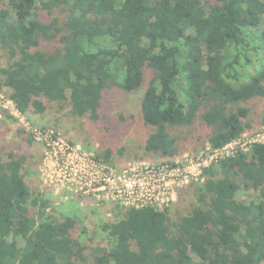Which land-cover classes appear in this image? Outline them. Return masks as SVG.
Here are the masks:
<instances>
[{
	"label": "trees",
	"instance_id": "trees-1",
	"mask_svg": "<svg viewBox=\"0 0 264 264\" xmlns=\"http://www.w3.org/2000/svg\"><path fill=\"white\" fill-rule=\"evenodd\" d=\"M214 1L0 0V50L12 58L5 67L0 54V93L39 116L35 127L59 130L48 103L97 122L107 94L141 91L150 71L146 153L176 157L169 129L198 119L221 147L264 127V109H252L264 99V0ZM94 157L117 166L110 149ZM32 158L0 153V264H264V144L206 169L178 221L168 208L116 204L102 226L109 245L90 253L75 237L79 218L58 212L34 180ZM241 186L258 196L239 200Z\"/></svg>",
	"mask_w": 264,
	"mask_h": 264
},
{
	"label": "rangeland",
	"instance_id": "rangeland-1",
	"mask_svg": "<svg viewBox=\"0 0 264 264\" xmlns=\"http://www.w3.org/2000/svg\"><path fill=\"white\" fill-rule=\"evenodd\" d=\"M207 3H215L214 0H204ZM0 7H6L0 4ZM3 58V65L6 67L12 60L9 52L0 50ZM151 74L147 72L146 81L141 91L128 94L121 90H114L113 94H107L104 101V110L101 120L92 122L88 118H78L71 116L67 107L61 109L59 103H48L47 115L56 122L59 130H56L73 147H79L75 152L77 157L89 166L88 159L97 153H102L108 149L112 150V161L117 166L110 165V171L121 176L130 165L139 168L145 165L162 164L180 159L184 154H200L208 145V136L211 128L198 119L190 127L170 128L169 132L176 137L179 149L182 151L174 158L161 157L146 153V139L152 132L143 121L141 115V101L147 89ZM255 115H260L264 109V99L256 100L252 103ZM30 118V117H29ZM20 115L14 105L11 104L8 94L0 93V153L6 156L7 153L32 155V160H36L38 165L37 174L32 173L34 180L39 183L42 193L51 200L53 207L60 213L75 215L80 220V226L75 231V237L85 243L89 250L96 246L107 247L108 238L102 226L115 219V205L118 202L102 197H85L77 195L69 188H65L60 182L51 183L48 179V168L46 167L45 148L40 138H35L34 133L25 127L28 123L31 126L36 123L39 116H32L30 119ZM37 124V123H36ZM35 127V125L33 126ZM254 125L253 132L258 130ZM24 129L33 135V143H30L25 133L19 134V130ZM144 159H139V158ZM145 164V165H144ZM35 171V170H34ZM102 172V171H100ZM55 176V175H54ZM202 181L190 182L175 190L173 203L167 207L170 211L172 221H178L190 211V204L195 202L193 195L194 184ZM182 195L180 196V193ZM258 194L250 189L241 186L237 198L243 201H250ZM122 206V205H120ZM165 208V209H167ZM190 255L194 258V254Z\"/></svg>",
	"mask_w": 264,
	"mask_h": 264
},
{
	"label": "built area",
	"instance_id": "built-area-1",
	"mask_svg": "<svg viewBox=\"0 0 264 264\" xmlns=\"http://www.w3.org/2000/svg\"><path fill=\"white\" fill-rule=\"evenodd\" d=\"M16 111L14 102L10 99ZM25 117L24 115H22ZM35 138H40L45 148L47 176L51 183L60 182L75 194L87 197L112 199L124 207H169L175 190L190 182L204 180V172L221 160L248 153L254 145L264 144V127L245 132L229 143L212 148L207 146L200 154H184L180 159L139 168L130 165L121 176L110 171L111 166L88 159L89 166L77 157L79 147H73L54 129L41 130L26 123ZM102 171V172H100ZM55 175V176H54Z\"/></svg>",
	"mask_w": 264,
	"mask_h": 264
}]
</instances>
